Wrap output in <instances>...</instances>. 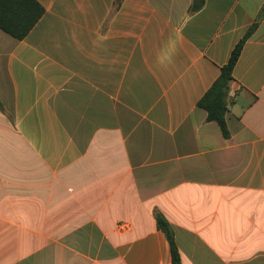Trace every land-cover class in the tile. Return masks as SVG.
<instances>
[{"label":"crops","instance_id":"0c3cea01","mask_svg":"<svg viewBox=\"0 0 264 264\" xmlns=\"http://www.w3.org/2000/svg\"><path fill=\"white\" fill-rule=\"evenodd\" d=\"M37 1L0 30V264H172L156 211L182 264H264V0ZM256 23L226 138L198 103Z\"/></svg>","mask_w":264,"mask_h":264},{"label":"trees","instance_id":"16d2710c","mask_svg":"<svg viewBox=\"0 0 264 264\" xmlns=\"http://www.w3.org/2000/svg\"><path fill=\"white\" fill-rule=\"evenodd\" d=\"M205 0H193L190 13L200 11ZM45 14L44 7L37 0H0V30L16 40L25 39ZM264 17V9L260 18ZM258 27L254 24L244 38L234 48L229 62L222 67L221 74L198 103V107L207 112V121L215 122L228 138L230 133L226 121L228 112V95L233 81V71L245 43L253 36ZM0 109H3L0 101ZM158 230L163 232L170 244L172 264H182L176 235L167 219L158 211L155 212Z\"/></svg>","mask_w":264,"mask_h":264},{"label":"built area","instance_id":"2783aa9c","mask_svg":"<svg viewBox=\"0 0 264 264\" xmlns=\"http://www.w3.org/2000/svg\"><path fill=\"white\" fill-rule=\"evenodd\" d=\"M117 230L120 234L127 233L130 230V225L126 222H120L117 224Z\"/></svg>","mask_w":264,"mask_h":264}]
</instances>
